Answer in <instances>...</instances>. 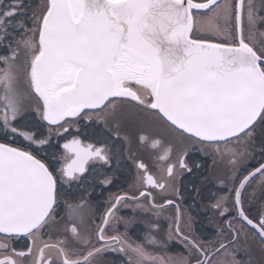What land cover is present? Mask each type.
Returning a JSON list of instances; mask_svg holds the SVG:
<instances>
[{
  "label": "snow or ice",
  "instance_id": "obj_1",
  "mask_svg": "<svg viewBox=\"0 0 264 264\" xmlns=\"http://www.w3.org/2000/svg\"><path fill=\"white\" fill-rule=\"evenodd\" d=\"M262 9L264 0H42L38 10L26 11L24 0H0V45L9 52L0 55V134L28 142L0 143V264H99L109 251L124 254L126 264H251L249 237L264 246V208L253 216L245 207L258 177L264 191ZM77 119L158 128L157 135L171 137L158 159L170 161L172 147L177 151L159 175L139 162L143 174L130 191L109 198L94 227L76 211L85 202L58 218L60 196L81 180L90 160L110 165L113 149L73 137L63 144L71 155L65 167L39 157ZM160 143L154 139L152 147ZM189 146L212 148L233 170L250 149H259L262 162L233 176L231 189H221L226 195L213 197L211 208L221 217L216 239L196 235L191 216L181 227L177 206L167 230L150 221L145 242H131L135 220L118 215L121 206L132 202L159 217L173 205L170 195H182L172 182L177 169L192 170ZM99 183L113 181L105 176ZM19 237L31 241L26 250L9 248L7 241ZM176 241L184 252L175 257L146 247ZM241 251L247 259L237 258Z\"/></svg>",
  "mask_w": 264,
  "mask_h": 264
},
{
  "label": "flooded vegetation",
  "instance_id": "obj_2",
  "mask_svg": "<svg viewBox=\"0 0 264 264\" xmlns=\"http://www.w3.org/2000/svg\"><path fill=\"white\" fill-rule=\"evenodd\" d=\"M25 10L36 9L42 3V0H24ZM203 2V0H197ZM259 3V0H257ZM264 10V9H262ZM261 10V15L264 13ZM198 15H203L198 14ZM8 49L0 45V55H8ZM17 63H23V55L19 57ZM3 64L0 63V68ZM79 128V132H77ZM158 128H150L137 126L132 122H122L119 127L115 123L109 122L104 124L95 120L85 121L77 119L70 127L69 132L62 137L53 135L50 143L43 146L39 157L51 167L60 169L65 167L67 163L71 162V155L67 154L63 149V144L73 137H77L82 142V145L93 144L100 146V144H108L116 153V157L112 160L110 165H104L101 161L90 160L87 171L81 177L80 181L72 182V184L65 185L64 191L60 196V207L58 208L59 217H67L69 212V205L75 206L84 203L82 209H76L77 212H82L90 221L96 223L100 222L107 206L109 198L120 194L122 192L130 191V186L136 181L138 175L143 174L142 169L137 168L139 162H143L148 169V174L159 175V170L163 169L168 162H174L177 156L176 147H172V156L170 161H161L159 156L163 155L165 150L169 147L171 137L165 135L163 137L157 135ZM39 132L47 135V129L41 128ZM147 135L148 142H140L139 136ZM158 139L161 141L157 148L152 147V141ZM0 143H12V146L25 147L27 141L22 137L16 136L14 141L11 137L5 138L0 134ZM223 148L224 145L222 144ZM187 154L186 160L191 167V172L183 169H177V176L173 183L180 190L181 196L170 195L174 200L173 205H168L157 217L154 213H144L142 209L136 208L135 204L129 202L127 207L121 206L118 215L124 217H133L135 223L128 229V238L133 243H144L146 236L149 233L148 224L150 221L157 219L161 223V227L165 230L169 225L174 223L177 215V206L180 210L181 227H184L183 221L189 216L192 217L193 228L196 235L204 239H216V225L221 219L215 211L211 208L214 203L213 197L219 198L221 195H226V191L221 189L232 187L233 176H242L249 171H254L255 167L262 162V157L259 154V149L255 151L249 150L247 156L235 167L228 164L226 158H221L216 154L212 148L201 150L199 146L192 148ZM105 176L110 177L113 181L111 185L104 187L99 183V179ZM223 181V183H221ZM199 190L197 195L193 189ZM156 189L155 192H159ZM154 192V195H155ZM171 189H169V194ZM254 193V195H253ZM245 207L250 209V215H256L257 211L264 208V191L260 187V178L254 180L245 195ZM157 204L163 201L157 199ZM135 209V211H134ZM121 232L124 231L121 227ZM48 239L47 236L44 237ZM9 248L17 251L26 250V246L31 243L27 237H19L11 241H7ZM243 244L244 241H241ZM250 245L249 256L251 264H264V252L258 239L249 237ZM150 252L164 253L168 256H179L183 254V246L179 241L170 242L164 248H152L147 246ZM238 259H247L241 251L237 257ZM127 257L118 252H106L103 254L99 264H126Z\"/></svg>",
  "mask_w": 264,
  "mask_h": 264
},
{
  "label": "rangeland",
  "instance_id": "obj_3",
  "mask_svg": "<svg viewBox=\"0 0 264 264\" xmlns=\"http://www.w3.org/2000/svg\"><path fill=\"white\" fill-rule=\"evenodd\" d=\"M262 12L264 13V10H262ZM152 145V144H151Z\"/></svg>",
  "mask_w": 264,
  "mask_h": 264
}]
</instances>
